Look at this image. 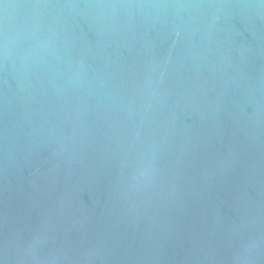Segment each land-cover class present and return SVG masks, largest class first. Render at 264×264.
I'll return each mask as SVG.
<instances>
[{
    "label": "water",
    "instance_id": "1",
    "mask_svg": "<svg viewBox=\"0 0 264 264\" xmlns=\"http://www.w3.org/2000/svg\"><path fill=\"white\" fill-rule=\"evenodd\" d=\"M0 264H264V0H0Z\"/></svg>",
    "mask_w": 264,
    "mask_h": 264
}]
</instances>
